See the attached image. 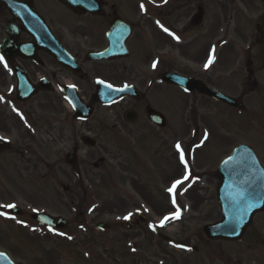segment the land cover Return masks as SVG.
<instances>
[{"label":"rangeland","instance_id":"374dc122","mask_svg":"<svg viewBox=\"0 0 264 264\" xmlns=\"http://www.w3.org/2000/svg\"><path fill=\"white\" fill-rule=\"evenodd\" d=\"M45 1L53 8L50 0ZM201 1L208 13L199 34L208 32L214 41V65H209L213 70L208 81L225 95L240 100L244 112L237 114L226 105L199 98L203 114L194 118L197 105H181V96L174 90L161 96L162 91L151 81L146 89L138 85L139 91L150 94L152 107L167 117L165 127L150 125L146 112L135 122L125 121L121 108L130 102L128 99L122 106H95L93 118L81 123L71 117L66 104L55 105L47 95L35 98L25 108L15 107L6 98L9 89L0 86V137L11 144L0 154V209L15 205L22 212L20 217H11L0 210V251L13 261L264 264V211L255 216L242 242L207 241L202 234L205 225L221 219L216 198L219 162L236 145L245 144L254 148L264 165V43H257L262 37L258 25H264V0ZM56 11L62 19L67 18L65 11ZM61 18L53 17L54 25L69 35L70 24ZM81 37L94 36L84 30ZM193 45L197 48V42ZM186 49L183 46L181 52ZM193 54L198 65L203 61L198 67L203 70L205 56ZM94 71L93 77L98 76ZM202 73L194 75L206 78ZM133 77L134 72L124 74L125 80ZM83 83L89 95L92 89ZM88 133L97 144L85 148L81 138ZM77 149L78 163L72 169L65 156ZM101 159L105 160L102 164ZM135 160L140 161L139 167L134 168ZM142 164L147 168L141 169ZM176 181L181 183L170 192ZM62 186L69 187L70 192L65 193ZM181 209L183 216L174 218ZM35 212L64 218L68 227L62 233L40 228L31 220ZM129 214L132 220L142 214L147 221L125 232L122 224ZM165 217L169 219L165 221ZM100 223L108 228L98 231ZM151 226L172 238L174 244L156 238ZM180 242L188 243V247L183 249Z\"/></svg>","mask_w":264,"mask_h":264},{"label":"flooded vegetation","instance_id":"af4514ba","mask_svg":"<svg viewBox=\"0 0 264 264\" xmlns=\"http://www.w3.org/2000/svg\"><path fill=\"white\" fill-rule=\"evenodd\" d=\"M50 1L56 5V8L48 7L45 0H33L31 10L33 13L35 10L46 19L57 44L62 45L67 56L50 40L51 54L42 51L38 44L34 43V25L39 21L37 19L35 22L34 16L29 10L19 11L18 19H13L9 12L0 6V58H2L0 59V81L3 83L0 86L4 89L10 88L12 91L17 90L20 81L13 69L15 67L23 77L28 79L31 85L41 84L42 89L49 90L38 92L27 103H18L17 105L21 108H25L41 95H47L53 104L60 106L61 103H67V89L71 88L77 91L86 103H90L99 81L118 89L132 85L138 91L140 90L138 85H145L146 89L147 84L151 86L149 82L152 81V84L162 91L160 92L161 96L168 90H174L181 96V105L185 102L194 103V107L197 105L198 109L192 115L195 118L198 116V112L203 114V111L199 110V98L213 103L210 98L196 91L185 95L180 88L160 82L163 74L174 72L195 78L207 86L215 87L210 80L208 81V74L213 68L208 66L199 71L198 67L201 68L203 61L200 65L193 61V52L200 53L202 58L205 56L207 63L208 59L206 58L213 59L211 51V45L214 43V41L211 42L213 37H210L208 32L199 34V28L203 25L208 13L205 4H202L203 1L94 0L96 6L93 8V12L81 15L70 11L54 0ZM43 8L50 11V14ZM54 9H61L67 13V18H64V21L70 24L69 35H66V32L62 33L54 25L52 18H61L58 11L56 12ZM200 9L202 22L199 26H195L193 21ZM183 18L185 19L183 20ZM164 29L168 31L165 32ZM84 30H88L94 37H81ZM71 36H78L79 39L72 40ZM192 37L191 42L187 43L188 39ZM8 39H11L9 41L12 43L6 44L1 53V48ZM192 41L197 42V48ZM206 42H209L207 48ZM183 46L187 49L181 52ZM53 54H56L59 60H56L52 56ZM183 63L186 64L185 67ZM154 64L155 67H153ZM161 64H163L162 71L156 73ZM90 70L91 72H87ZM94 70H97L98 76L93 77ZM127 72L136 73V78L131 79H137L140 82H134L131 79L125 80L124 74ZM202 72H205L206 78L194 75V73L203 74ZM140 74L143 75L141 78L138 77ZM152 74L154 75L152 76ZM83 82L90 85L89 88L92 89L89 95L84 92L87 86ZM30 88V86H24V89ZM128 100L130 102L121 108L123 118L127 112L131 119L138 118L144 112L147 116L148 107H152L150 94L141 93L138 98H129ZM124 102L125 100L116 106H122ZM153 109L161 113L158 109ZM23 114L26 118V113ZM66 116L68 118L65 120L68 122L71 115ZM71 117L75 118V115L72 114ZM147 121L150 125L159 128L151 123L148 116ZM134 165V168L139 167L140 161L135 160ZM143 168L144 166L141 167V169ZM81 254L84 256L82 252Z\"/></svg>","mask_w":264,"mask_h":264},{"label":"water","instance_id":"95a60500","mask_svg":"<svg viewBox=\"0 0 264 264\" xmlns=\"http://www.w3.org/2000/svg\"><path fill=\"white\" fill-rule=\"evenodd\" d=\"M58 1L63 2L76 12L91 10V6L85 3L84 0ZM0 2L6 5L2 0ZM12 5L16 7V3H12ZM166 80L186 90L197 89L209 97L242 109L239 103L224 97L216 90L210 89L197 81L176 75H167ZM88 112L90 114L91 110L88 109ZM7 148H9L8 145L0 143V152ZM67 162L74 167L76 157L74 155L68 156ZM217 176L220 179L217 192L222 221L205 226L203 234L209 240L240 241L253 217L264 210V170L252 149L239 146L234 150L232 156L221 165ZM33 218L49 228L60 229L66 226L65 221L54 219L45 214H37ZM163 239L170 241L166 237H163ZM0 264L15 263L5 254L0 253Z\"/></svg>","mask_w":264,"mask_h":264},{"label":"snow or ice","instance_id":"6c2138e0","mask_svg":"<svg viewBox=\"0 0 264 264\" xmlns=\"http://www.w3.org/2000/svg\"><path fill=\"white\" fill-rule=\"evenodd\" d=\"M141 8H143V5H141ZM164 31L167 32L168 30L167 29H164ZM169 35H172V34L169 33ZM0 59H2V58H0ZM212 62H213V60L210 58L209 61H208V63L205 65V67L207 68ZM153 67H155V64L153 65ZM99 83H104V82L103 81H99ZM106 87L112 88V85H106ZM115 90L116 91H123L124 89H115ZM0 139H2V137H0ZM179 148H180V146L177 145V149L178 150H179ZM181 160H183V154H181ZM185 179H187V177H185ZM180 183H181V181H176V183L173 184L172 188H170L169 191L170 192H173L176 189L177 185H179ZM174 203H175V201H174ZM8 207H15V205H9ZM179 216H180V213H179V211H177L174 218L178 219ZM130 218H131V214H129V216H125L124 217L125 220H128ZM164 219H165V221H167L169 218L168 217H165ZM69 239H71V237H69Z\"/></svg>","mask_w":264,"mask_h":264}]
</instances>
